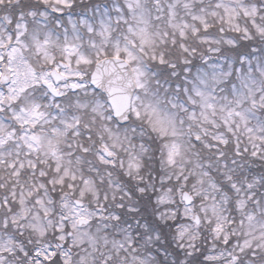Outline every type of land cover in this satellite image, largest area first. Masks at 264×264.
Returning a JSON list of instances; mask_svg holds the SVG:
<instances>
[{
    "label": "snow or ice",
    "instance_id": "obj_1",
    "mask_svg": "<svg viewBox=\"0 0 264 264\" xmlns=\"http://www.w3.org/2000/svg\"><path fill=\"white\" fill-rule=\"evenodd\" d=\"M0 264H264V0H0Z\"/></svg>",
    "mask_w": 264,
    "mask_h": 264
}]
</instances>
